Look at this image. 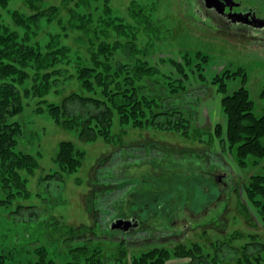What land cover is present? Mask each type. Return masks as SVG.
I'll return each mask as SVG.
<instances>
[{
  "label": "rangeland",
  "instance_id": "1",
  "mask_svg": "<svg viewBox=\"0 0 264 264\" xmlns=\"http://www.w3.org/2000/svg\"><path fill=\"white\" fill-rule=\"evenodd\" d=\"M30 1L9 0L8 6L2 8L6 23L22 33L25 28L15 25L12 12L19 10L31 15L34 8ZM33 2L40 8L61 5L62 9L55 20L43 17L32 27V42L45 46L52 34L68 33L67 37L63 35L62 44L72 48V62L61 65L69 73L61 75L60 81L46 95L25 98L22 111L9 120L22 125L17 151L33 154L39 166L31 172L21 170L22 177L27 180L29 195H15L11 201L0 205V243L28 248V251L22 250V255L27 257L33 256L38 246H46L57 264H65L70 249L88 243V240L101 247L103 264H132L136 256L156 247L169 250L170 258L166 264H231L237 261L245 244L264 243V217L246 192L253 174L264 175V157L249 156L247 165L240 168L235 149H228L225 136L214 135L218 123L225 127L226 118L221 107L222 95L211 82L221 69L238 72L226 78L225 95L245 86L253 101L254 113L263 116L264 46L249 40L235 41L198 26L197 20L186 10V0ZM108 7L112 16L121 19L126 26L141 27L136 40L141 49L139 56H146L153 65L156 64L159 73L145 76L139 83L145 87L146 94H158L166 104L175 107L185 106L186 114L190 110L188 117L192 119V127L187 133L154 125L141 128L122 125L116 115L112 127L113 141L98 138L87 142L80 139L75 130L59 125L48 112L36 111L42 100L61 103L66 96L81 89L75 55L88 60L89 40L96 39L95 32L101 28V19ZM73 8L76 20L72 19L74 16L70 10ZM88 12L92 15L82 22L79 14ZM64 26L68 28L63 29ZM119 39L126 40L114 32L108 41L114 43ZM198 52L206 55L210 62L205 70L210 71L206 73V79L200 78L195 67L187 65L186 79H182L184 74L172 65V60L184 63L187 55L196 61L199 60ZM125 59L121 50L115 53L112 61ZM180 78L189 86L188 91L171 93V89L177 86H168L167 82ZM195 130L200 133L195 135ZM188 133L192 135L187 136ZM62 140H72L85 150L78 171H60L55 159ZM204 152H207L203 154L204 159L198 158ZM210 171L218 175L213 176ZM224 172L226 177L222 176ZM195 173L205 178L193 177L191 174ZM219 176L225 181L230 179L228 188L219 181ZM178 177L190 179L184 181L183 186L185 182L195 185L183 190L184 211L181 213L186 215V220L177 215L175 225L165 223L164 228L169 227L171 231H152L139 237L141 239H133L131 235L123 239L120 233L109 230L108 222L118 205L134 212L139 209L137 205L131 207L135 200L142 207L145 205L146 210H156L159 201L154 199L160 195L164 200L167 191H161L166 189V180ZM141 190L147 194L135 197ZM96 220L100 221L96 223ZM71 226L78 230V235L70 232ZM91 227L95 229L91 230ZM150 236H164L166 240L149 239ZM195 245L194 254L191 250L188 255L187 249L196 248ZM121 250L126 252L125 257L117 261L115 257H119ZM248 252H257V247L250 245Z\"/></svg>",
  "mask_w": 264,
  "mask_h": 264
},
{
  "label": "trees",
  "instance_id": "2",
  "mask_svg": "<svg viewBox=\"0 0 264 264\" xmlns=\"http://www.w3.org/2000/svg\"><path fill=\"white\" fill-rule=\"evenodd\" d=\"M8 2L9 0H0V190L3 191L0 192V205L11 201L15 195L23 193L29 195L27 180L22 177L21 170L31 172L39 166L33 154L17 151L19 138L22 136V125L20 122H10V118L22 111L25 98L46 95L52 86L60 81L61 75L69 73V70L61 65L72 62L70 58L72 48L62 44L64 33L61 31L52 34L45 46L40 42H32V27L38 25L43 17L55 20L61 12V5L40 8L31 0L30 4L34 8L31 15L28 16L19 10L13 11L15 25L25 28V33H22L20 29L7 24L3 19L2 8H6ZM63 3L65 4V1ZM70 11L74 16L72 19L76 20V10L73 8ZM79 15L82 16L81 21L86 22L92 13ZM137 15L143 17L140 13ZM146 21L150 23L148 19ZM101 22H103L101 28L95 32L96 39L89 40L91 45L88 60H85L84 56L75 55L81 89L66 96L61 103L42 100L38 103L36 111L48 112L59 125L75 130L80 139L87 142L98 138L113 141L112 127L116 115L122 125L136 128L154 125L162 129H175L187 133L192 127L190 124L192 119L188 117L190 110L186 114L185 106L175 107L166 104L158 94H146L145 87L139 83L145 76L159 73L156 64L153 65L146 56H143L146 58L139 56L141 49L137 46L136 40L141 27L126 26L121 19L112 16L109 7L105 10ZM59 23H62L61 19ZM114 32L118 37H125V42L121 39L114 43L109 42ZM67 35L68 33L64 37ZM121 50L124 51L126 59L113 62L115 53ZM197 57L199 60L192 61L186 55L184 63L172 60V65L180 74H184L182 79H186V65L195 67L200 73V78L206 79L204 70L210 63L209 59L201 52L197 53ZM236 73L238 72H229L226 69L216 73L211 79L218 93L222 95L221 107L226 118L225 127L218 123L214 135L225 136L228 149H235L237 165L242 168L247 165L249 156L264 157V115L257 116L254 113V104L245 86L225 95L226 78ZM181 78L167 82L168 86H177L171 89V93L180 94L182 91H188L189 86ZM262 95L264 96V89ZM195 132V135L200 133L198 130ZM205 153H201L198 158L201 159ZM85 154V150L78 147L74 141L62 140L55 161L61 172L71 173L81 168ZM200 173L191 175L201 177ZM186 180L190 181L188 177L185 179L178 177L173 182ZM193 187L195 185L189 189ZM246 192L264 217V175L253 174L246 186ZM165 198L167 196L163 199ZM156 207L158 209V206ZM93 228L91 227V230ZM70 232L74 236L78 235V230L72 226ZM1 237L0 226V241ZM14 244L16 245V241ZM250 245L257 247V252H248ZM196 249L197 246L188 248L186 253L189 255L191 250H194L192 253L194 254ZM22 250L28 251V248L0 243V264H57L46 246L35 248L31 257L22 255ZM241 250L237 261L231 264H264V243L250 242ZM101 252L99 245L88 240V243L70 249L67 255L69 260L65 264H103ZM124 252L121 250L119 257H115L117 261L125 257ZM169 258V250L156 247L136 256L132 264H166Z\"/></svg>",
  "mask_w": 264,
  "mask_h": 264
},
{
  "label": "flooded vegetation",
  "instance_id": "3",
  "mask_svg": "<svg viewBox=\"0 0 264 264\" xmlns=\"http://www.w3.org/2000/svg\"><path fill=\"white\" fill-rule=\"evenodd\" d=\"M186 10L188 14H190L192 17H194L195 20H197L198 26L204 27L206 30H214L215 32L224 34L232 38L233 40H249L250 42L253 41L264 46V0H186ZM205 70V74L210 72H206ZM222 71L223 70L221 69L217 71V73ZM174 174H177V172ZM210 174H212L213 176L218 175L215 174L214 171H210ZM222 176L226 177L227 173L224 172ZM219 181L223 185H225L226 188L230 186V179L225 181L222 180V178H220L219 176ZM185 183V186H183L182 184H184V181L173 182V180L171 179L166 180V189H163L164 191H161V193H166L167 191L165 196H167L168 198H165L162 201L160 199V195L155 197L156 199H154V201H159V203L156 204L158 205V209H153V211L146 210L147 207L145 205L142 207L140 204H137L138 202H136L135 200V203L133 202L134 204L131 205V207L137 205L139 209H135L136 211L134 212L132 210L130 211L128 208H126V206L118 205L117 211L113 212V217H111L112 219L110 218V221L108 222L109 230L120 233L123 239L127 238L129 235H131V238L133 239H141L139 237L143 235L146 236L152 231L170 230L169 227L164 228L165 223H167L169 226L171 224L175 225V222L178 221V219L175 220V217H177V215H182L183 219L186 220V215L181 213L184 211L183 190L189 189L192 184H190L189 182ZM220 190H222L223 192L222 188H220ZM146 194L147 191L141 190L138 192V194H135V197L140 195L144 196ZM163 206L164 208H162ZM165 209L166 212L164 211ZM142 212H144L145 214ZM117 218L134 220L132 225L126 230H124L123 228L111 229L112 222ZM99 221L100 220H96V223H98ZM151 238H157L161 240V238H164V236H162L161 238L159 236H150L149 239ZM164 239L166 240V238ZM127 241H129V239Z\"/></svg>",
  "mask_w": 264,
  "mask_h": 264
},
{
  "label": "water",
  "instance_id": "4",
  "mask_svg": "<svg viewBox=\"0 0 264 264\" xmlns=\"http://www.w3.org/2000/svg\"><path fill=\"white\" fill-rule=\"evenodd\" d=\"M133 220L134 219L125 220L123 218H117V219H115L112 222L111 229H121V228H123L124 230H126L132 225Z\"/></svg>",
  "mask_w": 264,
  "mask_h": 264
}]
</instances>
